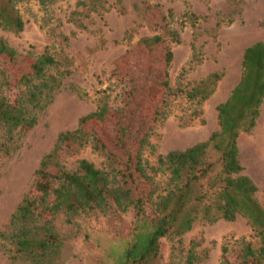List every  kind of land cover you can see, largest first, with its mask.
<instances>
[{"label":"trees","instance_id":"16d2710c","mask_svg":"<svg viewBox=\"0 0 264 264\" xmlns=\"http://www.w3.org/2000/svg\"><path fill=\"white\" fill-rule=\"evenodd\" d=\"M19 1L0 0L1 29L14 33L22 30L24 21L16 7ZM38 1L45 7L54 0ZM106 2L76 0L74 8L85 10L87 16L88 12L106 9ZM154 9V5L147 4L143 11L146 16L157 18L162 31L139 37L116 59L112 70L118 81L125 82L128 78L123 71L124 63L149 58L159 47L162 50L160 94L146 110L145 129L127 147L128 165L123 168L116 165L95 133L83 128L86 122L120 113L106 102L79 117L75 128L59 131L52 147L40 157L34 180L10 214L6 229L0 230V249L10 264H61L65 237L59 233L56 219L61 217L64 223L75 225L77 216L91 211L131 212L126 235L109 243L95 264H158L162 239L170 241L167 264H176L181 254V236L194 222L232 221L237 216L245 219L255 242L239 237L230 246L223 243L218 264H264V203L256 196L257 187L252 179L243 172L236 141L240 133L252 130L259 116L264 98V41H254L243 49L239 78L227 97L214 107L218 129L183 149L156 154L149 163L142 152L146 149L153 152L148 137L165 119L171 102L183 96L193 107L188 116V121H192L199 117L204 101L223 75L222 71H211L198 80L183 83L185 74L200 61L190 44L189 57L179 68V80L171 86L170 45L179 42V35L169 28L166 17L171 16L170 12L166 15ZM76 13L80 11L71 10L67 21L77 30L86 29L85 24L73 17ZM74 34V30L67 34L57 32L58 49ZM52 48L55 46H46L39 54L25 52L28 71L15 80L0 65V161L19 147L24 132L32 128L38 114L62 86V79L70 73L71 61L67 56L57 58ZM16 55V50L0 38V60ZM76 90L85 95L83 90ZM87 145L105 155L108 163L105 169L81 157L72 168L67 167L65 158ZM197 245L194 240L188 242L182 264H197L199 258L194 251ZM231 250L235 253L230 254Z\"/></svg>","mask_w":264,"mask_h":264},{"label":"rangeland","instance_id":"374dc122","mask_svg":"<svg viewBox=\"0 0 264 264\" xmlns=\"http://www.w3.org/2000/svg\"><path fill=\"white\" fill-rule=\"evenodd\" d=\"M75 1L54 0L44 7L38 0H21L16 7L24 21L22 30L14 33L0 28V38L17 53L14 58L0 60L11 80L28 71L24 57L27 51L39 54L44 47L54 45L51 50L55 56H67L72 63L69 75L62 79V86L38 114L32 128L24 132L19 147L0 161V230L6 229L10 214L34 180L40 157L52 147L57 133L75 128L79 117L92 112L99 103L106 102L120 113L86 122L83 128L95 133L116 165L122 168L128 165L127 147L145 129L146 110L160 94L162 50L159 47L149 58L124 63L123 71L128 78L125 82L118 81L112 70L116 59L139 37L162 31L157 18L145 15V5H154L156 13L167 15L170 12L171 16L166 17L169 28L179 35V42L170 45L173 57L168 79L171 86L179 80V68L189 57L190 44L195 47L200 61L185 74L183 83L198 80L211 71L223 73L213 93L204 101L199 117L192 121H188V116L193 107L183 96L171 102L165 119L148 137L154 146L153 152L149 149L142 152L149 163L156 154L183 149L218 129L214 107L227 97L237 82L243 49L254 41H264V0H107L106 9L88 12L87 16L85 10L74 8ZM71 10L80 11L73 17L85 24L86 29L77 30L67 21ZM186 12L195 17H189ZM70 30L75 34L59 50L55 34H67ZM76 88L85 95H79ZM236 141L243 172L252 179L257 187L256 196L264 203V98L254 127L248 133H240ZM80 157L100 169L108 166L105 155L87 145L65 158L67 167L72 168ZM130 220V211L123 214L91 211L77 216L75 225L66 224L58 217L57 229L65 237L61 264H95L109 243L126 235ZM239 237L255 242L241 216L232 221H196L181 236V254L176 264H182L190 240L198 243L194 249L199 258L197 264H218L221 245L230 246ZM169 246V240H161L158 264H167ZM0 264H10L1 249Z\"/></svg>","mask_w":264,"mask_h":264},{"label":"bare ground","instance_id":"6f19581e","mask_svg":"<svg viewBox=\"0 0 264 264\" xmlns=\"http://www.w3.org/2000/svg\"><path fill=\"white\" fill-rule=\"evenodd\" d=\"M262 155V154H261Z\"/></svg>","mask_w":264,"mask_h":264}]
</instances>
